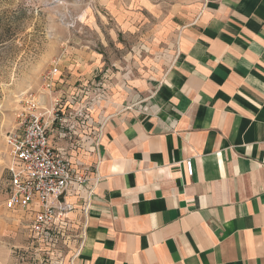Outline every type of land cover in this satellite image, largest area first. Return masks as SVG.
Here are the masks:
<instances>
[{
    "label": "crops",
    "instance_id": "0c3cea01",
    "mask_svg": "<svg viewBox=\"0 0 264 264\" xmlns=\"http://www.w3.org/2000/svg\"><path fill=\"white\" fill-rule=\"evenodd\" d=\"M111 7L136 64L61 72L40 91L69 117L50 146L91 180L69 192L57 246L30 233L34 264H264V0ZM10 212L30 227L32 211Z\"/></svg>",
    "mask_w": 264,
    "mask_h": 264
},
{
    "label": "rangeland",
    "instance_id": "374dc122",
    "mask_svg": "<svg viewBox=\"0 0 264 264\" xmlns=\"http://www.w3.org/2000/svg\"><path fill=\"white\" fill-rule=\"evenodd\" d=\"M113 3L0 0V264H34L29 228L17 226L20 217L4 208L6 134L17 127L23 98L42 91L54 68L66 76L94 68L126 72L136 64L127 55L139 44L118 36L107 10ZM72 61L78 62L74 69Z\"/></svg>",
    "mask_w": 264,
    "mask_h": 264
},
{
    "label": "built area",
    "instance_id": "2783aa9c",
    "mask_svg": "<svg viewBox=\"0 0 264 264\" xmlns=\"http://www.w3.org/2000/svg\"><path fill=\"white\" fill-rule=\"evenodd\" d=\"M58 74L57 68L50 72V77L45 82V87L49 91ZM41 95L43 93L39 92L23 98V107L17 117V127L9 131L5 137L8 183L4 207L14 212L32 211L33 219L29 223V232L38 240L47 239L46 235L49 234L54 240L52 245L55 247L58 245V238H63L66 234L68 229L66 220L69 213L74 210L69 201V192L75 187L77 192L84 191L91 177L80 169V165L79 168L75 167L62 152L50 146L49 128L55 123L67 126L69 117L60 113L63 102L59 98L52 97L51 94V106L44 108ZM102 98V93L97 94L92 99L93 105L88 106V111L93 110L94 105L102 101ZM82 115L83 111L79 113V116ZM73 128L74 126H69L64 130L69 131ZM88 142L83 141L82 144ZM89 145L92 148L89 151L98 149L90 142ZM185 168L186 174L192 177L193 162H185ZM80 239L76 256L85 243V228Z\"/></svg>",
    "mask_w": 264,
    "mask_h": 264
}]
</instances>
